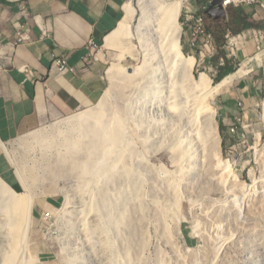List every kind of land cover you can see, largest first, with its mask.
<instances>
[{
    "label": "rangeland",
    "instance_id": "rangeland-1",
    "mask_svg": "<svg viewBox=\"0 0 264 264\" xmlns=\"http://www.w3.org/2000/svg\"><path fill=\"white\" fill-rule=\"evenodd\" d=\"M170 1L130 0L128 5L135 11L130 23L132 26L130 35L123 37L116 46L110 45L109 38L117 34L118 29L105 42L98 45L93 53V60L97 61L103 70L106 90L94 107L84 111L97 109L102 111L101 102L103 103L104 99L108 100L107 117L113 114L111 125L107 126L114 137L111 143L119 140L121 142L118 146L112 144L109 147V150H117L113 157L118 159L106 157L111 159V162H106V168L98 181L99 187L79 172H71L73 164L60 166L61 163L58 162L71 155L67 141L71 140L72 135L69 137L66 133L67 126L63 123L84 111L71 117L56 118L53 112L57 110L53 107L48 108L35 129L7 142L0 136V167L5 164V172L10 173L15 179L19 191L12 186L13 191L34 201L27 242L19 251L18 264H264V206H261L264 205V99L257 102L255 100L258 107L250 114L240 115L233 122L235 123L233 133L230 125L229 128L225 127L223 132V116L218 108L220 95L228 86L219 88L208 98L211 108L216 112L221 138V163L215 159L216 172H212L211 177L215 173L214 179L221 178L224 192L221 191L222 188L210 185L207 180H200L198 175H193L197 168L191 170L190 166L186 167V171H182L186 162L178 161L167 146L174 140L172 134L176 135L174 129L177 130L179 127L178 121L159 120L163 117L150 113L152 106L156 108L158 105L171 103L173 98L170 81L165 73L169 62L167 64L162 62L163 67L160 68H157L155 62L147 63L149 30L144 32V28H141L148 21L149 27L155 25L154 8H157V5L166 6ZM183 1L185 5L179 19L182 28L181 46L186 57L196 59L191 66L192 84L197 85L201 77H207L209 86L216 87L226 77L237 74L245 66L251 70L245 78H248V75L253 76V70L260 71L258 69L260 64L257 61H246L239 65V60L232 56L233 50L219 51L224 57L223 62L228 60L225 57L230 56L228 66L234 72L217 82L219 72L216 73L209 68L206 63L208 58L205 61L201 59L199 53L185 51L187 37H191L188 27L190 23L186 21L196 2ZM191 27L193 28V24ZM212 53L216 54L215 56L218 54ZM234 53L238 52L234 50ZM261 53H264V50L258 55ZM149 59L154 60L153 55ZM225 65L227 63L223 66ZM122 68H137L141 71L137 77L130 78L126 72L117 71ZM174 69L176 74L181 71L176 63ZM179 77L182 78L179 75L176 79L183 82ZM180 84L183 86V83ZM219 92L221 94L217 95ZM130 114L136 118L128 119ZM118 121L120 123L129 121L126 128L133 137L129 133L124 136ZM145 126L149 129H142ZM32 131L36 132L30 134ZM177 132L182 133L179 129ZM126 138H129L128 141ZM130 138L134 140L131 141ZM151 142L152 144L155 142L154 145ZM89 143L88 140H83V147L74 157L82 156L83 162L92 159L90 148L88 150ZM4 145L10 155L17 159V166L22 171L27 187L21 185L16 175L17 168L11 165ZM130 149H136L139 156ZM72 158L73 156L70 157ZM123 160L127 165L122 162ZM125 169L129 170L127 178L123 174ZM113 171L116 175L112 178L110 172ZM48 172L51 174L53 172L54 176H49ZM0 177L5 181L1 175ZM117 178L120 181L115 180ZM164 181H171L177 185L181 193L180 199H184L179 214L173 208L171 196L167 195L164 189H160ZM92 184H95V187H92ZM157 185L159 193L156 194ZM94 188L97 189L95 192ZM98 190H107L110 193V200L113 201L111 205L114 208L113 217L123 215L126 209L128 213L127 219H124L123 215L124 220L120 221L118 227L114 225L115 223L109 224L110 227L107 222L105 223L107 220L104 217V209H100V217L109 231L106 229V233L100 232L95 236L97 238H91L93 222H90L92 217L86 209L87 206H91V196L97 197ZM91 192L94 194L91 195ZM68 196L72 198L70 200L72 204L68 203ZM248 196L251 204L255 205L254 217L248 216V211L242 208ZM126 205L129 206L125 208ZM155 208L158 211L166 208L164 210L170 216H165L167 219L162 222L159 215L155 216ZM46 214L51 216L50 220L44 219L43 215ZM84 218L88 221V231L83 227ZM7 229V224L0 218V264L10 254L8 249L10 237ZM94 245L98 248L92 252ZM105 246L106 248L109 246L107 249L111 248L112 252Z\"/></svg>",
    "mask_w": 264,
    "mask_h": 264
},
{
    "label": "crops",
    "instance_id": "crops-1",
    "mask_svg": "<svg viewBox=\"0 0 264 264\" xmlns=\"http://www.w3.org/2000/svg\"><path fill=\"white\" fill-rule=\"evenodd\" d=\"M129 1L0 0V136L4 141L35 129L48 108L57 110L53 112L56 118L71 117L101 100L106 80L92 56L120 28ZM211 1L195 0L190 12L204 18L218 53L208 58L209 68L219 72L226 63L219 53L223 50H233L239 65L257 61L256 55L264 50V6H229L223 15H210L205 10ZM192 24L197 25L196 20ZM20 34L30 41L19 43ZM187 40L185 51L193 52ZM59 59L66 60V73L58 71L55 62ZM263 64L259 72L253 70V76L231 81L223 85L228 86L225 92L217 94H221L218 108L224 129L240 115L252 113L258 107L255 100L264 99Z\"/></svg>",
    "mask_w": 264,
    "mask_h": 264
},
{
    "label": "bare ground",
    "instance_id": "bare-ground-1",
    "mask_svg": "<svg viewBox=\"0 0 264 264\" xmlns=\"http://www.w3.org/2000/svg\"><path fill=\"white\" fill-rule=\"evenodd\" d=\"M184 5H185V2L183 0H171L166 6L157 5L156 6L157 8H154L155 16H156L155 18L156 24L151 25L149 27L148 25L149 21H148V23L147 24L144 23L141 28V29L144 28V32L146 30H149V39L147 41V50H148L147 63L155 62V65L157 66V68H160V67H163L162 62L166 64L169 62V67L166 66L167 71L165 70L164 71L168 75V79L170 81V92L173 98L171 103H165L163 105H158L156 108L152 106L151 108L153 109L150 113L158 114V116L163 117V118H159V120L160 119H167V120L170 119V121H178L179 127L177 128V130L176 128L174 129V132H176V135L174 133L172 134L174 140L171 141V143H169L167 146L170 150L173 151V154L178 161H181L183 163L186 162V165L185 167H183L182 171H186V167H190V166H192L189 168L191 170H193L194 168H197V170L194 172L193 175L195 174L198 175L200 180H207L208 184L210 185H214L215 187L222 188L221 191L224 192L223 182L221 181V178L214 179L213 177L215 173L213 177H211L212 172L214 171L216 172L215 159H218L220 162L221 138L219 136V131H218V122L216 119V112L215 110L211 108L208 102V98L211 97L212 94H214L217 90H219V88H221L223 85L231 81L240 79L244 75L251 72V70H249V68L245 66L243 69H240L237 74H234L233 76L228 77L224 82H222L220 85L216 87L209 86L210 83L207 77H201L200 83H198L197 85L192 84L191 83L192 79L190 78L191 66L193 65V63H195L196 59L193 57H186L182 51V46H181L182 28H181L179 19H180L182 10L184 8ZM134 16H135V11H133L132 7L130 6L127 10L126 20H124V22L121 24L118 33L109 38L110 45L116 46L118 44V41H121L123 37L130 35V31L132 29V26L130 25V23L133 20ZM152 55H153L154 60L149 59V57H151ZM160 58H164V60H161ZM257 61L260 65L264 63V53H261L258 55ZM175 63L179 65V67L181 68V71L178 74H176L174 71ZM123 68L118 69L117 71L119 72L122 70L126 72L127 76L130 78L137 77L141 71V69L138 70L137 68L135 69L133 68L123 69ZM157 71L158 70H156V72ZM150 73L151 72L149 71V75ZM154 75L155 74H153V76ZM179 75L182 76V78L181 77L179 78H181L183 82H179V80L176 79L177 76ZM153 76L151 77V79L153 78ZM180 83H183V86ZM178 86H180V88ZM101 108H102V111H100L99 109L93 110V111H84L74 116L72 119L70 118V119H66V121L64 120L65 122L63 124L67 126L66 133L69 135V137L72 135V138H73V139L70 138L71 140L67 141L68 143L67 145L70 148L69 154L71 155L68 158H62L58 161L59 163H61L60 166H63L66 164H69V165L73 164V167L70 170L71 172H74V173L79 172L83 177H88L89 180H92L96 183L97 187H99L98 181L100 180V177L103 173L102 171H104V168H106L105 167L106 162H111V159H108L106 157H113L117 152V150H109V147L112 144L115 146H118L119 144H121L120 140L115 143H111L114 137L111 134V131L107 129V126L111 125L110 121L112 120L111 116H113V114L107 117V111H108L107 108H109L108 100L104 99V102L103 103L101 102ZM130 112L132 111L130 110ZM129 118H136V116H134L133 114H130L128 119ZM129 121L127 122L129 123ZM127 122L120 123V121H118V125L121 128V131L123 132L124 136H127V133L130 134V132H128V129L126 128ZM142 129L148 130L149 128L145 126V127H142ZM178 129L182 133L179 134V132H177ZM145 137H147V135ZM99 138L102 139V143H100ZM118 138L119 137L117 134L116 140H118ZM83 140H86V141L88 140L90 142L88 145V150L90 148L89 150L91 154L90 157L92 158L84 162H83L84 159H82V156H80L79 158L74 157L75 154L77 156V154L83 147L82 145ZM132 140L134 139H131V141ZM154 143L152 144L151 142L152 145H154ZM4 148H5V151L7 152L6 154L8 156V159L11 165L14 166V168H17L16 175L18 179L20 180L21 185L27 187V182L24 181L22 171L17 166V161H16L17 159H15L12 155H10L5 145H4ZM130 150L134 152L136 149L135 150L130 149ZM118 152H121V151H118ZM136 152L137 151H135V154ZM71 156H73L72 159H70ZM97 156L101 158L97 159L96 158ZM115 159H118V158H115ZM116 161L118 162L120 160H116ZM99 162H102V163H99ZM122 162L124 163V160ZM260 162L261 164H263L262 160ZM124 164H126V161ZM123 171L124 173L123 172L122 173L126 177L128 175L129 170L125 169ZM110 173H112L111 174L112 178L113 176L116 175L115 171L110 172ZM48 175L54 176L53 172L52 174L51 172H48ZM115 180L120 181L119 178ZM110 181L111 179L108 180L109 183ZM158 185L155 187L156 194L159 193ZM176 186L175 184H172L171 181H164L160 189H164L167 195L171 196V199L173 202V208L176 209L177 214H179L181 212L182 202H184V199L183 198L180 199L181 193L178 191ZM92 187H95V184H92ZM92 187L90 186V188ZM95 190L97 189L94 188V192ZM92 193L93 192H91V195ZM109 194L110 193L107 190H100V191L98 190L96 191V195L98 199L97 197L92 198V196H91L92 200L90 198L91 206H87L86 210L89 211L90 213L89 215H91L92 217V219H90L91 220L90 222H93L91 223L92 224L91 231H90L91 236H92L91 238L95 237L100 232L101 233L105 232L106 229L107 231H109V228H105L108 226H104L103 218L101 219L100 217V214H99L100 209H104V217L107 220L105 221V223L107 222L108 225L109 224L111 225V223H115L114 225L118 227L119 224L121 223L120 222L121 220L127 219V213H128L127 209L126 211H124V214H123L124 219H123V215L117 216L118 214L116 215L117 217L115 216L113 217L114 208H112L113 205H111V202L113 201L110 200L111 195ZM118 196L120 197L119 194ZM67 198H68V203L70 204L71 202L70 200L72 198L70 199L69 196ZM77 198L79 197L77 196ZM33 202L34 201H32V199L29 200L27 197H24V196H21L15 193L13 191V188H11L10 185L7 184L5 181H3L2 178L0 177V218L5 224H7V227H8L7 230H9V237H10L9 244L7 243L10 254H8V256H6L3 259L2 264H18L17 256L19 255V251L26 245V242H27V235H28L29 226H30L29 220L31 219V215H32L31 208H32ZM72 203L73 202H71V204ZM128 206L126 205L125 208ZM261 206H264V205H261ZM242 208L243 210L245 209V211H248V216L250 217H254V215L256 214L254 213L255 209H253L255 208V205L254 203L251 204V200L249 199V196L246 199V202L244 201V205H242ZM141 209L142 207L140 208V210ZM164 209L166 208H163L162 211L160 210L158 211L155 208V216L159 215V219L162 222L166 218L165 216H170V214H168ZM66 215L67 213L63 216V219L65 218ZM216 216L218 215L216 214ZM83 224H84L83 227L85 231H88V221H86V218L83 219ZM96 244L97 243H95V245ZM95 245L92 248V252L96 251V248H98ZM107 250L110 251L111 248Z\"/></svg>",
    "mask_w": 264,
    "mask_h": 264
},
{
    "label": "built area",
    "instance_id": "built-area-1",
    "mask_svg": "<svg viewBox=\"0 0 264 264\" xmlns=\"http://www.w3.org/2000/svg\"><path fill=\"white\" fill-rule=\"evenodd\" d=\"M223 4L225 8L229 6H241V5L251 6V5H257V4L264 6V0L263 1H260V0H224ZM195 20H196L197 25L195 26L193 25V28H192L191 24ZM186 22L190 23L188 25L190 32H191V37L189 41L190 46L196 49L199 47L201 40H205L204 45L199 49V54L201 56V59L206 60L207 58L213 56L214 54L212 52H215V50H214V46L212 45V37L208 35L206 32L204 18L203 17L195 18L194 16L189 14ZM18 41L19 43H25V42L30 41V38L26 34H20ZM55 64L60 73H66L67 71H69V67L65 59L56 60ZM262 67L264 68V65H262ZM233 125H231L232 128L230 130L233 133H235V127H233ZM43 217L45 220L51 219V216L49 214L43 215Z\"/></svg>",
    "mask_w": 264,
    "mask_h": 264
},
{
    "label": "trees",
    "instance_id": "trees-1",
    "mask_svg": "<svg viewBox=\"0 0 264 264\" xmlns=\"http://www.w3.org/2000/svg\"><path fill=\"white\" fill-rule=\"evenodd\" d=\"M225 59H228L227 57H225ZM230 61V59H228ZM226 61L227 65L225 66H221L219 67V76L218 78L216 79L217 82L223 80L226 76L230 75L231 73H233V69L230 68L228 65V62L229 61ZM232 69V70H231ZM223 132H224V128H223ZM6 165L3 164L2 167H0V175L11 185L13 186L15 189H18V185L16 184L15 182V179L12 177V175L10 173H6Z\"/></svg>",
    "mask_w": 264,
    "mask_h": 264
},
{
    "label": "water",
    "instance_id": "water-1",
    "mask_svg": "<svg viewBox=\"0 0 264 264\" xmlns=\"http://www.w3.org/2000/svg\"><path fill=\"white\" fill-rule=\"evenodd\" d=\"M223 3H224V0H212L211 2L208 3V5L206 7V10H205L206 13L210 14V15H213V14H215V15H223L224 14Z\"/></svg>",
    "mask_w": 264,
    "mask_h": 264
},
{
    "label": "clouds",
    "instance_id": "clouds-1",
    "mask_svg": "<svg viewBox=\"0 0 264 264\" xmlns=\"http://www.w3.org/2000/svg\"><path fill=\"white\" fill-rule=\"evenodd\" d=\"M223 7H224V4H223ZM225 8V7H224ZM200 17V16H199ZM191 47V46H190ZM192 48V47H191ZM192 51L193 53L195 52V54H198L199 53V50H197V48H192ZM206 61V60H205Z\"/></svg>",
    "mask_w": 264,
    "mask_h": 264
}]
</instances>
